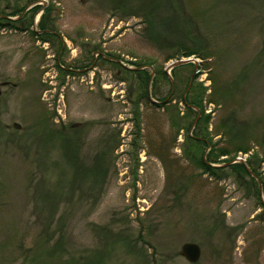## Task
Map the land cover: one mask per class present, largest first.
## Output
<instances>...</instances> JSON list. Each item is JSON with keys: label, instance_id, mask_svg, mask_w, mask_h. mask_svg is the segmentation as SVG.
<instances>
[{"label": "rangeland", "instance_id": "374dc122", "mask_svg": "<svg viewBox=\"0 0 264 264\" xmlns=\"http://www.w3.org/2000/svg\"><path fill=\"white\" fill-rule=\"evenodd\" d=\"M168 1L191 12L200 30L192 36L209 58L167 60L169 43L190 42L186 27L155 23ZM36 5L39 14L51 9L63 42L52 47L19 23L0 26V81L20 85L1 88L0 264H191L182 256L187 243L201 249L197 264H226L230 252L238 262L245 246L258 256L264 0H0V16L29 19ZM188 59L198 62L171 69ZM95 62L101 68L89 69ZM142 70L148 99L137 104ZM187 78L186 94H202L213 143L226 146L218 126L229 117L242 124L240 137L258 139L234 160L250 176L218 180L189 159L186 135L196 124L187 131Z\"/></svg>", "mask_w": 264, "mask_h": 264}, {"label": "trees", "instance_id": "16d2710c", "mask_svg": "<svg viewBox=\"0 0 264 264\" xmlns=\"http://www.w3.org/2000/svg\"><path fill=\"white\" fill-rule=\"evenodd\" d=\"M156 2L158 0H155ZM168 7L167 9H164L165 16H162L160 13V10H158L155 13L154 21L155 23H161V25L165 28H176L179 29L180 27L187 28L189 36L187 38L190 40V42L185 41V39H182L181 41L173 42L172 44H168V49L171 51V53L167 56V60L170 61L174 59L176 56H181L185 58H190L191 56H199L202 58H209L210 53L206 52L207 48L204 50L202 47V42H200L198 39H196L194 36L198 35L199 28L194 22L193 16L191 12L186 11V9L180 10L176 5L174 6L171 1H168ZM39 8H34L33 11H37ZM19 16L18 13H12V16ZM10 16V15H9ZM45 20V15L42 17L41 22L43 23ZM6 20L4 17L0 16V26H5L3 22ZM192 26V27H191ZM186 32V33H187ZM193 35V36H192ZM61 50V47L59 48ZM177 70V68L175 69ZM158 77H164L167 78L165 72L163 70H158L157 72ZM138 75V82L141 85L139 87L138 91V99L136 100V103L139 104L141 101H144L145 99H148V91L147 86L150 80L149 74L145 71H139ZM190 84V79L187 78V85L184 90V94H186V91L188 90V86ZM198 88V87H197ZM196 87H191L188 94L182 96L181 101L184 102L186 113L185 117L186 119L190 117V115H194L193 119L189 122V125L187 127V131L190 130L192 127V124L194 123L195 119H197L198 112L201 113V118L196 123V126L194 127V131L192 134L186 135V142H188V146L186 147L185 151L188 155L189 159L196 163V166L200 167L205 174H208L212 177H215L218 180H222L228 177L230 174H235L242 176L247 175L250 176L249 173H247L245 167L241 164H232L231 167H229L226 164H231L234 162L238 154H248L250 149V144L255 141L259 142L256 138H250L246 136L240 137V134L244 135L245 133L242 132V124L241 123H235L233 120L229 117L224 119L221 123H219L218 131L222 132L224 138L226 139V146L219 147L216 143H213L212 135L209 133V122H210V116L205 114V111L202 107V94L198 91ZM200 88V87H199ZM153 96L157 97V90L154 88ZM172 95V90L169 91L167 97H165L163 100L168 99ZM144 98V99H142ZM145 100V101H146ZM173 100V96L170 97L168 102H171ZM199 110V111H196ZM234 118V117H233ZM244 128L247 132L249 129V126H246ZM253 127V126H252ZM254 128V127H253ZM241 131V132H240ZM190 144V145H189ZM210 147V151L207 155V159L210 164L218 163L220 158L223 157H229V160L227 162L223 163V166L221 167H212L209 163L204 160L205 151ZM192 150H195V153H198L199 156L192 155ZM230 162V163H229ZM259 161L257 159H253L252 163L248 162L250 170L252 171V174L256 176V170L258 167ZM244 177V176H243ZM252 178V177H251ZM251 181L254 183V179H251ZM256 194H258V190L256 191Z\"/></svg>", "mask_w": 264, "mask_h": 264}, {"label": "flooded vegetation", "instance_id": "af4514ba", "mask_svg": "<svg viewBox=\"0 0 264 264\" xmlns=\"http://www.w3.org/2000/svg\"><path fill=\"white\" fill-rule=\"evenodd\" d=\"M41 9L39 8L37 11H33V9L30 10V13L27 15L29 16V19L25 18V16L23 15L21 17L20 20L17 21H11L9 17H5L6 18V22L5 25L7 28L11 27L12 25L15 27H18V23L21 25L19 27H23V30L21 31L23 34H30V32L33 33V35L35 36V38L41 40L44 43H49V45H53L57 42H63L62 41V37L55 32V23L54 20L52 19V15H50L51 13V9L49 10V8L44 9V12H42V15H45V20L42 23L41 19L38 21V14L40 13ZM41 15V16H42ZM38 22V23H37ZM37 23V29H35L34 24ZM17 24V25H16ZM26 25H30V27L26 26ZM31 33V34H32ZM62 53V52H61ZM60 52L58 55V59L60 58ZM99 56H103L102 53H99ZM107 59L108 61H113L115 63L116 66H118L119 64L117 63L116 60L112 59V58H108V57H102L101 59L105 60ZM106 60V61H107ZM94 65V66H93ZM101 68V65H99ZM99 66L95 63L91 64V67H89V69H93V70H97L99 69ZM98 67V68H97ZM88 70V68L86 69ZM91 84H94L93 81H90ZM20 87L14 84H9L5 79H3L2 81H0V97L3 96V93L1 92V88L3 87ZM260 204H261V209L262 211H264V201L260 200ZM247 247L245 246V248L242 250V254H241V259L240 261H236L235 259L232 258V254L230 252V254H228V259L225 261L226 264H264V260L260 259L262 255H264V246L261 247L262 250L259 251L258 256L256 254L253 253H249L246 249ZM219 251L217 250L216 252V258L217 261H219L220 257H218ZM252 254V255H251Z\"/></svg>", "mask_w": 264, "mask_h": 264}, {"label": "water", "instance_id": "95a60500", "mask_svg": "<svg viewBox=\"0 0 264 264\" xmlns=\"http://www.w3.org/2000/svg\"><path fill=\"white\" fill-rule=\"evenodd\" d=\"M187 62H189V61H180L176 65H174V67H172V68L184 65ZM150 103L151 104H157V102L154 101L152 98H150ZM200 117H201V115L199 113L194 124L197 123V121L200 119ZM257 182L259 184V187H261L260 182L258 180H257ZM182 256L190 263H193V264L197 263L201 258V249L196 244L187 243V244L183 245V247H182Z\"/></svg>", "mask_w": 264, "mask_h": 264}, {"label": "bare ground", "instance_id": "6f19581e", "mask_svg": "<svg viewBox=\"0 0 264 264\" xmlns=\"http://www.w3.org/2000/svg\"><path fill=\"white\" fill-rule=\"evenodd\" d=\"M142 161H143V162H145V161H146V157H145V156L142 158Z\"/></svg>", "mask_w": 264, "mask_h": 264}]
</instances>
